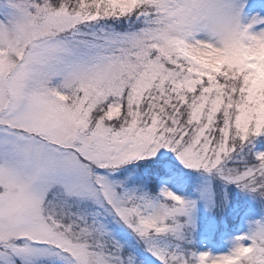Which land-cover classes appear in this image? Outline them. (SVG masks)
Returning <instances> with one entry per match:
<instances>
[{
  "label": "snow or ice",
  "instance_id": "1",
  "mask_svg": "<svg viewBox=\"0 0 264 264\" xmlns=\"http://www.w3.org/2000/svg\"><path fill=\"white\" fill-rule=\"evenodd\" d=\"M257 24L253 0H0V264H264V221L194 247L198 201L264 194Z\"/></svg>",
  "mask_w": 264,
  "mask_h": 264
},
{
  "label": "rangeland",
  "instance_id": "2",
  "mask_svg": "<svg viewBox=\"0 0 264 264\" xmlns=\"http://www.w3.org/2000/svg\"><path fill=\"white\" fill-rule=\"evenodd\" d=\"M253 2L256 5H259V4L264 3V0H253ZM261 14L262 13H260L259 8L257 7L255 12H248L247 18L249 21H251L254 16L261 15ZM255 26L257 28H260V27H264V24H257ZM254 147L257 151L264 150V148H260L258 145H254ZM236 155L240 156V153H237ZM243 155L247 156L248 152H245ZM172 157H175L174 154L172 155ZM174 161H175V164L178 166V169L182 170V171L178 170L177 171L178 176L170 178L167 182V186L171 190L177 192L178 194L187 196V197L192 198V199H196L197 196L200 195V192L198 191V181H197L198 173H195L193 170L185 168L184 165H182L179 162V160H177L176 158ZM142 163H143V161H137V162H134L133 165H128V167H133L135 165L142 164ZM189 183L191 185H189ZM200 187H202V185H200ZM188 188L190 189L189 191H188ZM236 191H238V193ZM187 194H189V195H187ZM242 194L244 195L245 199L249 200L250 202H252L254 204L253 205L254 206V216H253V220L250 223H248L247 225H245L237 233L236 236H238L242 233H247L249 228H250V225L253 222L264 221V213L258 211V209L255 208L257 197L264 196V194H262L258 191H246V190H243L241 188H238L235 184H230V185H228L229 207L226 209L225 213L223 214V219H220L221 217L219 214H217L216 216L209 214L203 206V201H198L197 208H198V214L200 216V224H199L198 234H201V233H209L210 234V237H206V239L204 240L205 245L201 251L207 250L213 254H219L222 252L229 251L230 247L234 243V238L236 236L231 237V239H229L228 241H226L224 243L223 247H221L217 250H214L211 236L214 235V232H215L214 228L218 225L217 223L223 222L224 225H228V226H230L229 223H231V222L234 223L233 217H235V214H236L237 210L239 209V207L244 204V202L241 200V198L239 196ZM209 195H210V193L205 192L204 193L205 199H207ZM198 234L196 235L195 240H194V247L198 244ZM245 242L247 243L248 241H245Z\"/></svg>",
  "mask_w": 264,
  "mask_h": 264
},
{
  "label": "trees",
  "instance_id": "3",
  "mask_svg": "<svg viewBox=\"0 0 264 264\" xmlns=\"http://www.w3.org/2000/svg\"><path fill=\"white\" fill-rule=\"evenodd\" d=\"M259 139V138H258ZM258 145V144H257ZM259 146V145H258ZM173 160H175V157H172ZM178 173L174 177H177ZM173 178V177H171ZM162 180L165 182H168L170 177H162ZM189 185H191L189 183ZM190 189L188 188V191ZM238 193V191H236ZM241 200L244 202L242 206L239 207L237 210L235 217H233L234 223H229L230 226L224 225L223 222L217 223L218 225L214 228V235L211 236L213 247H216L217 244H220L222 240L224 242L231 239V237H234V235L238 232V229L240 227H243L250 223L253 220V212L252 208L249 207L251 205H254L252 202L244 198V195H239ZM255 208H261L264 207V196L257 197ZM221 219V218H220ZM245 221V222H244ZM210 237L209 233H201L198 234V244L195 246V250L199 251L201 245H202V237Z\"/></svg>",
  "mask_w": 264,
  "mask_h": 264
}]
</instances>
